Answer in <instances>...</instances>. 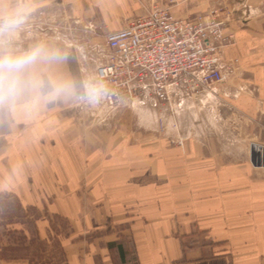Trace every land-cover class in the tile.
I'll list each match as a JSON object with an SVG mask.
<instances>
[{
	"label": "crops",
	"instance_id": "obj_1",
	"mask_svg": "<svg viewBox=\"0 0 264 264\" xmlns=\"http://www.w3.org/2000/svg\"><path fill=\"white\" fill-rule=\"evenodd\" d=\"M154 3L176 17L217 4L228 12L224 81L174 102L175 114L185 104L183 146L143 125L144 112L170 115L147 98L120 105L119 124H86L71 106L96 67L84 75L82 53L20 36L38 11L89 22L94 34V22L117 29ZM16 17L22 22L0 33V47L59 48L67 58L42 66L43 78L77 87L0 105V191L34 208L38 237H55L61 249L59 260L0 264H264V164L250 157L252 145L264 148V0H0V24ZM54 215L66 219L65 234L53 236Z\"/></svg>",
	"mask_w": 264,
	"mask_h": 264
},
{
	"label": "built area",
	"instance_id": "obj_2",
	"mask_svg": "<svg viewBox=\"0 0 264 264\" xmlns=\"http://www.w3.org/2000/svg\"><path fill=\"white\" fill-rule=\"evenodd\" d=\"M42 11L27 22V37L47 24ZM227 16L218 7L186 17L172 15L171 6L154 3L117 29L105 33L106 52L95 78L105 85L104 102L117 107L147 98L171 106L184 94H199L226 77L222 48L231 35ZM160 129H164L160 123ZM183 145V137L177 139Z\"/></svg>",
	"mask_w": 264,
	"mask_h": 264
},
{
	"label": "rangeland",
	"instance_id": "obj_3",
	"mask_svg": "<svg viewBox=\"0 0 264 264\" xmlns=\"http://www.w3.org/2000/svg\"><path fill=\"white\" fill-rule=\"evenodd\" d=\"M148 6L150 5L141 6V8L144 10ZM210 7L212 6L195 12L193 15L206 11ZM214 7L221 8L222 11H225L226 16H228V12L223 4H217ZM44 16L47 18V24L42 26L41 30L37 28L35 30L36 34L31 37H27L24 32L23 26L26 23L20 26L21 39L36 38L38 40H46L53 38L56 42L62 44L67 51L76 50L78 56L82 53L84 75L90 73L93 67L95 70V67L106 52L104 36L109 29H101L100 25L94 22V34H90L88 30L93 28V26L89 22L65 20L57 16L52 18V16L45 13ZM104 89L105 85L97 82L94 72L93 81L92 79L84 81L82 85L81 93L79 94L81 99L72 102V109L80 112L79 114L83 117L82 120L86 124L91 122L94 125L119 124V118L116 116V113L121 106H107L104 102ZM130 106L132 107V103L128 108ZM160 108L162 106L158 107V110ZM164 108L170 112V115L166 116V118H169L167 121H163L162 116H154L149 112H144V118H142L143 125H146L148 129L154 125L158 126L155 130L157 136L160 138L169 137L176 145L180 146L177 143L178 136L183 137V144L186 139L184 134L186 131L185 104L180 107L179 113L176 114L174 113L175 108H177L176 103H171L170 107L165 105L163 106ZM132 121H135V117H132ZM160 123L163 124L164 129H160ZM178 130H180L179 135L177 133ZM173 134L175 137H173ZM36 216L37 213L34 211V208L22 207L10 192L0 191V257L16 258L28 255L35 260H41L43 256L49 254L51 261L54 260L53 258L59 260L58 255L61 253V249L56 238L54 237L51 242H46L38 237L33 225ZM50 221L54 226L52 229L54 232L53 236L63 235L68 231L66 219L62 216L54 215L50 217Z\"/></svg>",
	"mask_w": 264,
	"mask_h": 264
},
{
	"label": "clouds",
	"instance_id": "obj_4",
	"mask_svg": "<svg viewBox=\"0 0 264 264\" xmlns=\"http://www.w3.org/2000/svg\"><path fill=\"white\" fill-rule=\"evenodd\" d=\"M22 17L0 24V33L19 26ZM67 58L59 48L40 42L27 49L14 47L11 42L0 47V105H11L28 94L50 101L72 93L77 87L70 80L46 81L42 66L58 64Z\"/></svg>",
	"mask_w": 264,
	"mask_h": 264
},
{
	"label": "water",
	"instance_id": "obj_5",
	"mask_svg": "<svg viewBox=\"0 0 264 264\" xmlns=\"http://www.w3.org/2000/svg\"><path fill=\"white\" fill-rule=\"evenodd\" d=\"M255 146H251V151H250V157H251V161L252 163L256 164V165H260V164H264V148L262 149V151H259V146L257 147V150H255L254 148Z\"/></svg>",
	"mask_w": 264,
	"mask_h": 264
}]
</instances>
